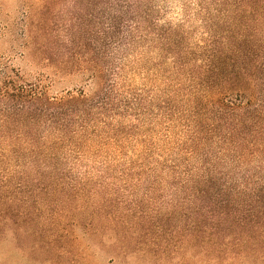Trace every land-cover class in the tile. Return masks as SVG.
I'll return each mask as SVG.
<instances>
[{"label": "rangeland", "instance_id": "rangeland-1", "mask_svg": "<svg viewBox=\"0 0 264 264\" xmlns=\"http://www.w3.org/2000/svg\"><path fill=\"white\" fill-rule=\"evenodd\" d=\"M67 58L110 67L113 90L89 118L36 122L21 148L0 127L16 150L0 165V264H264L241 222L264 151L246 154L214 102L222 75L252 65L264 93V0H0V72L53 98L104 93L52 64ZM28 152L49 166L18 167Z\"/></svg>", "mask_w": 264, "mask_h": 264}, {"label": "trees", "instance_id": "trees-1", "mask_svg": "<svg viewBox=\"0 0 264 264\" xmlns=\"http://www.w3.org/2000/svg\"><path fill=\"white\" fill-rule=\"evenodd\" d=\"M138 23L140 24L141 21ZM52 64L60 71L87 73L89 80L95 81L98 86L96 91L104 88V93L87 96L82 89H78L75 93L67 91L64 96L53 98L47 95L39 83H22L19 81L18 74H14L12 71L0 72V107L3 108V111L0 112V120L8 121L11 119L14 121V118L17 117L15 121H18L0 124L1 128L10 133L8 142H6L9 148H21L23 143L36 142L38 139L28 138L26 134L36 130V122L38 121L63 126L74 117L89 118L87 111L107 104V95L114 86V81L109 79L110 76L113 77V74L107 73L105 70L110 67L104 69L96 61L84 58L60 59ZM216 67L218 68L217 62ZM255 69L252 65L242 74L236 72L222 75L217 87L220 90L214 97V102L218 103L220 107L219 110L230 112L233 123H228V131H233L237 136L235 141L240 144L241 149L247 151L246 154L251 156L264 151V99L258 100L257 98V93L260 91L257 90ZM258 77L264 79L263 76L259 75ZM260 94L264 97V93L260 92ZM14 131L16 133L18 131L19 134L17 136L12 135ZM61 138L58 140L60 141ZM9 148L4 152L0 149V165L4 162L2 159L9 156L10 152L16 151ZM23 150L25 151V149ZM25 152L27 153V151ZM15 153L17 154V152ZM26 156H28L25 158L27 162L19 163L18 167L31 164L38 168L49 166L50 155L42 153L41 156L45 158L44 162L39 159V155L37 156L36 153L28 152ZM261 178V183L255 185L249 194L244 193L243 207H246L247 215L241 219V222H243L244 227L248 226L244 230L248 247L255 251L259 249L262 252L261 255L264 256V178ZM226 200L233 201L232 197H227ZM254 233L260 235L259 242ZM237 240L240 241L241 238Z\"/></svg>", "mask_w": 264, "mask_h": 264}]
</instances>
